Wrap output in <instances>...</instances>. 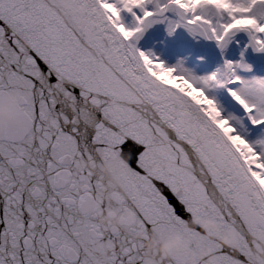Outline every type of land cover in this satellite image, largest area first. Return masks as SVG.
<instances>
[{
    "label": "snow or ice",
    "instance_id": "6c2138e0",
    "mask_svg": "<svg viewBox=\"0 0 264 264\" xmlns=\"http://www.w3.org/2000/svg\"><path fill=\"white\" fill-rule=\"evenodd\" d=\"M157 24L214 43L222 65L198 76L145 53ZM248 48L264 53V0H0V97L22 114L0 132V264H146L145 240L171 232L193 264H264Z\"/></svg>",
    "mask_w": 264,
    "mask_h": 264
},
{
    "label": "trees",
    "instance_id": "16d2710c",
    "mask_svg": "<svg viewBox=\"0 0 264 264\" xmlns=\"http://www.w3.org/2000/svg\"><path fill=\"white\" fill-rule=\"evenodd\" d=\"M187 31L177 30L173 35H169L165 24H157L149 28V34L139 45L144 50L151 52L167 65L175 66L181 64L195 75H207L221 66L223 59L219 50L211 48L208 44H214L202 38L187 37ZM189 38V39H187ZM244 43H247L246 39ZM244 50L241 44L236 48L229 46L225 50V58L240 59V51ZM251 48L245 51L244 59L246 63L252 65L251 72L241 71L240 74L245 78L252 76L264 77V53L251 54ZM203 57L204 59H201ZM244 131V129H241ZM250 136L251 133L246 132ZM261 138V137H253Z\"/></svg>",
    "mask_w": 264,
    "mask_h": 264
},
{
    "label": "clouds",
    "instance_id": "9594fccd",
    "mask_svg": "<svg viewBox=\"0 0 264 264\" xmlns=\"http://www.w3.org/2000/svg\"><path fill=\"white\" fill-rule=\"evenodd\" d=\"M10 99L12 102H10ZM22 120V114L18 106V97L9 98L7 95L0 97V132L19 124ZM106 166L104 177L106 183L114 180ZM120 212L116 209L106 210L102 220L110 222L114 226H119ZM195 222L189 223L188 227H194ZM208 227L216 229V225L208 222ZM230 234L221 237V243L227 244ZM192 242L179 232L167 233L163 236H149L145 240V261L146 264H171L172 261L178 264H184L185 256L189 255V264H193L189 254V248ZM203 258V257H202Z\"/></svg>",
    "mask_w": 264,
    "mask_h": 264
},
{
    "label": "rangeland",
    "instance_id": "374dc122",
    "mask_svg": "<svg viewBox=\"0 0 264 264\" xmlns=\"http://www.w3.org/2000/svg\"><path fill=\"white\" fill-rule=\"evenodd\" d=\"M187 35H188L187 37H191V36H192V35L189 34L188 32H187ZM187 39H189V38H187ZM142 42H143V41H142ZM142 42H141V43H142ZM141 43H140V44H141ZM208 46H210L211 48H214V47H215L214 44H208ZM139 48H140L142 51H144L145 53L148 52L147 50H144V49H142L141 47H139ZM250 52H251V54H253V55L257 53V52L252 51V49H251ZM164 64H165V63H164ZM165 65H166V66H172V65H167V64H165ZM194 75H195V74H194Z\"/></svg>",
    "mask_w": 264,
    "mask_h": 264
},
{
    "label": "water",
    "instance_id": "95a60500",
    "mask_svg": "<svg viewBox=\"0 0 264 264\" xmlns=\"http://www.w3.org/2000/svg\"><path fill=\"white\" fill-rule=\"evenodd\" d=\"M149 34V29H147L143 36L141 37V39L137 42V47H139L140 43L147 37V35Z\"/></svg>",
    "mask_w": 264,
    "mask_h": 264
}]
</instances>
